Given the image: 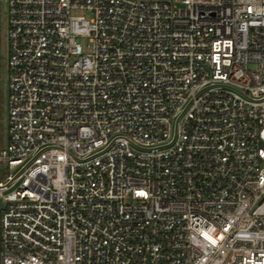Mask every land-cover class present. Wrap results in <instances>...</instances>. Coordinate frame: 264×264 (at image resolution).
I'll return each mask as SVG.
<instances>
[{"label":"built area","instance_id":"1","mask_svg":"<svg viewBox=\"0 0 264 264\" xmlns=\"http://www.w3.org/2000/svg\"><path fill=\"white\" fill-rule=\"evenodd\" d=\"M4 6L0 264H264V0Z\"/></svg>","mask_w":264,"mask_h":264},{"label":"rangeland","instance_id":"2","mask_svg":"<svg viewBox=\"0 0 264 264\" xmlns=\"http://www.w3.org/2000/svg\"><path fill=\"white\" fill-rule=\"evenodd\" d=\"M84 12H74L81 15ZM7 9L2 8L0 20V133L2 146L5 147L8 141V102H9V36H8Z\"/></svg>","mask_w":264,"mask_h":264}]
</instances>
